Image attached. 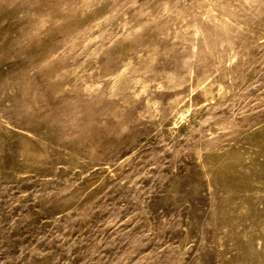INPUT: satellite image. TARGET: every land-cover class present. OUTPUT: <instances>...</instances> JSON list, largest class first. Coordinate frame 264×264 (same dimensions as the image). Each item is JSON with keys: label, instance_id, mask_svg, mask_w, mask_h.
Masks as SVG:
<instances>
[{"label": "rangeland", "instance_id": "rangeland-1", "mask_svg": "<svg viewBox=\"0 0 264 264\" xmlns=\"http://www.w3.org/2000/svg\"><path fill=\"white\" fill-rule=\"evenodd\" d=\"M0 264H264V0H0Z\"/></svg>", "mask_w": 264, "mask_h": 264}]
</instances>
